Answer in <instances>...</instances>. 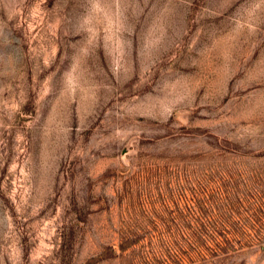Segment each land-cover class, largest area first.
Instances as JSON below:
<instances>
[{
	"label": "rangeland",
	"instance_id": "rangeland-1",
	"mask_svg": "<svg viewBox=\"0 0 264 264\" xmlns=\"http://www.w3.org/2000/svg\"><path fill=\"white\" fill-rule=\"evenodd\" d=\"M0 264H264V0H0Z\"/></svg>",
	"mask_w": 264,
	"mask_h": 264
}]
</instances>
